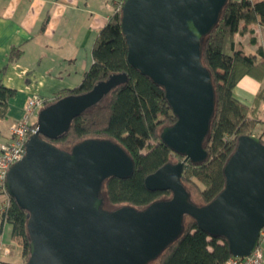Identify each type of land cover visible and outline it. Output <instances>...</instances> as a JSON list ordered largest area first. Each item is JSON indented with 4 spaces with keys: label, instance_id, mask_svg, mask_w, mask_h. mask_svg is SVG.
I'll return each instance as SVG.
<instances>
[{
    "label": "water",
    "instance_id": "95a60500",
    "mask_svg": "<svg viewBox=\"0 0 264 264\" xmlns=\"http://www.w3.org/2000/svg\"><path fill=\"white\" fill-rule=\"evenodd\" d=\"M227 0H124L121 27L129 64L165 90L177 117L161 132L162 142L183 156L145 179L151 191H170L143 210L103 209L101 189L110 177L134 172L128 153L111 140L88 139L70 151L41 138L58 137L73 119L97 106L125 75L112 76L90 92L43 108L25 157L10 167L6 186L27 211L30 255L25 264H150L183 234L193 219L210 235L224 238L232 257L251 255L264 228V142L244 135L224 174V190L196 205L182 182L185 166L202 163L208 152L215 110L210 71L201 57L202 40L216 26Z\"/></svg>",
    "mask_w": 264,
    "mask_h": 264
},
{
    "label": "trees",
    "instance_id": "16d2710c",
    "mask_svg": "<svg viewBox=\"0 0 264 264\" xmlns=\"http://www.w3.org/2000/svg\"><path fill=\"white\" fill-rule=\"evenodd\" d=\"M258 24L264 26V0L254 3L227 0L218 23L202 40L201 57L212 76L215 110L204 143L207 160L198 164L189 162L183 172L182 182L196 205L210 203L224 190V167L236 149L238 138L258 135L264 89L252 106L234 96V89L244 77L258 82L264 80V47L258 46L255 52H249L236 40L238 34H252V27ZM251 44L258 45L255 38ZM19 55L20 50L13 49L11 61L15 62ZM93 60L81 84L63 91L48 105L88 93L112 76L125 75L126 81L111 89L97 106L73 119L64 134L54 138L41 134V138L65 151L88 139L111 140L128 153L134 162L133 174L126 179L110 177L102 186L103 209L107 211L125 205L143 210L155 201L169 199L170 191H151L145 179L166 164L177 163L173 157L183 159L161 139L162 129L174 125L177 117L166 99L164 88L129 64L121 12L114 13L99 32L93 46ZM15 94L14 89L0 82L1 118L7 116L8 101ZM259 136L264 142V131ZM190 186L197 192L200 203L192 199ZM5 223L11 225L12 240L18 244L27 262L30 255L27 211L12 197L5 210L0 212V230ZM184 225L179 239L150 264H225L232 257L224 238L210 235L189 217Z\"/></svg>",
    "mask_w": 264,
    "mask_h": 264
},
{
    "label": "crops",
    "instance_id": "0c3cea01",
    "mask_svg": "<svg viewBox=\"0 0 264 264\" xmlns=\"http://www.w3.org/2000/svg\"><path fill=\"white\" fill-rule=\"evenodd\" d=\"M114 13L112 0H0V82L16 91L8 101L7 116L0 117V144L11 141L10 127L23 118L30 97L40 95L53 101L81 84L93 64L99 32ZM252 30V34L236 36L249 52L264 47V26L258 24ZM253 38L258 45L251 44ZM13 49L20 50L15 62L10 59ZM263 89L264 80L244 77L234 96L252 106ZM260 120L257 136L264 131V103ZM0 260L4 264L25 262L7 223L0 230Z\"/></svg>",
    "mask_w": 264,
    "mask_h": 264
},
{
    "label": "built area",
    "instance_id": "2783aa9c",
    "mask_svg": "<svg viewBox=\"0 0 264 264\" xmlns=\"http://www.w3.org/2000/svg\"><path fill=\"white\" fill-rule=\"evenodd\" d=\"M238 2L254 3L259 0H236ZM124 0H112L114 12H121ZM51 100L40 95L30 97L25 106L23 118L13 122L10 127L11 141L0 144V196L2 197V207L0 212L10 203V195L7 190V174L11 166L22 160L26 155V143L30 136L37 130L39 111L45 108ZM36 126V128L34 127ZM264 260V228L260 234L259 245L248 257H231L225 264H262ZM0 264L2 261L0 260Z\"/></svg>",
    "mask_w": 264,
    "mask_h": 264
},
{
    "label": "rangeland",
    "instance_id": "374dc122",
    "mask_svg": "<svg viewBox=\"0 0 264 264\" xmlns=\"http://www.w3.org/2000/svg\"><path fill=\"white\" fill-rule=\"evenodd\" d=\"M238 41H239V39H238ZM239 43H241L240 41H239ZM257 136V135H256ZM173 161L174 162H179V161H181V160H179V158H177V157H173ZM190 191H191V194H192V199L196 202V203H200V201H199V199H198V195H197V192L195 191V189L192 187V186H190ZM26 262H24V264H25Z\"/></svg>",
    "mask_w": 264,
    "mask_h": 264
}]
</instances>
